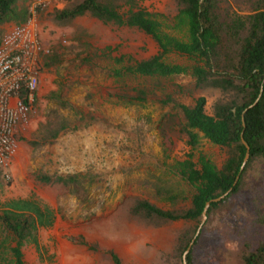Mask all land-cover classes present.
Wrapping results in <instances>:
<instances>
[{
  "label": "rangeland",
  "instance_id": "rangeland-1",
  "mask_svg": "<svg viewBox=\"0 0 264 264\" xmlns=\"http://www.w3.org/2000/svg\"><path fill=\"white\" fill-rule=\"evenodd\" d=\"M263 1L221 0L220 6L229 14H248ZM31 2L19 0L18 7L29 14ZM135 2L163 16L167 25L176 13L174 0ZM65 5L66 0L52 1L37 13L42 44L54 63L42 66L36 105L18 137L9 183L0 170V208L12 199H30L53 215L52 225L38 231V247H23L24 263L114 264L115 255L122 264H184L181 242H195L193 232L199 229L191 264H242L244 245L264 237L257 216L264 208L261 159L249 164L238 193L204 221L161 223L130 212L136 200L167 211L190 207L193 188L174 171L191 152L176 105L191 106L203 96L210 114L219 93L178 92L177 86L193 84L187 75L116 78V72L156 55V44L135 29L105 25L88 15L56 25L52 14ZM126 11L121 5V14ZM165 61L191 64L175 54ZM135 89L145 91L143 101L120 99L135 98ZM193 154L195 161L204 155L217 168L227 157L204 139ZM43 176L74 180L45 183L39 180Z\"/></svg>",
  "mask_w": 264,
  "mask_h": 264
},
{
  "label": "trees",
  "instance_id": "trees-1",
  "mask_svg": "<svg viewBox=\"0 0 264 264\" xmlns=\"http://www.w3.org/2000/svg\"><path fill=\"white\" fill-rule=\"evenodd\" d=\"M18 2L0 0V40L7 25L20 24L28 16L26 8L18 7ZM174 4L176 13L168 25L161 22L163 16L140 9L135 0H66V5L52 14V21L59 26H67L76 18L88 15L105 25L135 29L151 38L158 48L157 54L116 72V78L168 79L187 75L193 84L189 88L177 86L178 92L219 93L210 114L206 112L207 102L203 96L196 98L191 106L176 105L183 119L181 131L187 137L191 152L186 159L175 163L174 171L193 188L190 207L167 211L136 200L130 211L140 219L161 223L199 221L207 202L231 190L222 201L210 204L205 213L209 217L238 193L249 164L254 159L264 162V1L258 2L248 14H229L221 8V0H174ZM121 5L127 7L125 14L120 12ZM165 29L180 32L183 38L168 34ZM170 54L183 57L191 64H169L165 58ZM52 58L46 56L43 64L50 66L54 63ZM135 92V98L120 99L130 104L143 101L145 91L135 89ZM250 106L252 108L243 114ZM202 139L226 151L221 168L204 155H199L195 161L193 151ZM242 140L248 148L249 159L240 171L247 152ZM39 180L66 183L74 179L43 176ZM257 216L264 236V208ZM52 223V212L41 209L33 200L12 199L4 203L0 208V264H25L23 247L30 244L38 247L39 229ZM197 236L195 244L200 238ZM189 240H182L181 253L191 244ZM191 257L190 247L186 264H191ZM111 259L114 264H122L115 255H111ZM240 261L264 264V237L255 245L246 243Z\"/></svg>",
  "mask_w": 264,
  "mask_h": 264
},
{
  "label": "built area",
  "instance_id": "built-area-1",
  "mask_svg": "<svg viewBox=\"0 0 264 264\" xmlns=\"http://www.w3.org/2000/svg\"><path fill=\"white\" fill-rule=\"evenodd\" d=\"M52 1L32 0L26 20L9 27L0 40V170L7 183L18 137L29 126L36 105L43 59L50 53L41 41L37 13Z\"/></svg>",
  "mask_w": 264,
  "mask_h": 264
},
{
  "label": "water",
  "instance_id": "water-1",
  "mask_svg": "<svg viewBox=\"0 0 264 264\" xmlns=\"http://www.w3.org/2000/svg\"><path fill=\"white\" fill-rule=\"evenodd\" d=\"M261 92H262V89H261ZM257 101H258V100H257ZM257 101L254 103V105L257 103ZM254 105H253V106H254ZM250 108H252V106H250V107H248L247 109H245V111L243 112V114H244L248 109H250ZM242 143L245 145V147H246V149H247V152H246V155H245V158H244V161H243V164H242V167H241L240 171H242V169L244 168V166H245V164H246V162H247V160H248V158H249L248 148H247V146H246V144H245V142H244L243 140H242ZM238 178H239V176L236 178L234 185L237 183ZM230 191H231V190L227 191L225 194L221 195L220 197L215 198V199H213V200H211V201H209V202L206 203L205 210H204V212H203V214H202L203 221L206 219V214H205V213H206V210L208 209V207L210 206V204H211V203H218V202L222 201L224 198H226V197L228 196V194L230 193ZM198 233H199V229H198V231L196 232L195 237L198 235ZM193 242H194V239L192 240L191 244H192ZM191 244L189 245V247L187 248V250L185 251V253H184V255H183L184 264H186V262H185V257H186V255L189 253V251H190Z\"/></svg>",
  "mask_w": 264,
  "mask_h": 264
},
{
  "label": "crops",
  "instance_id": "crops-1",
  "mask_svg": "<svg viewBox=\"0 0 264 264\" xmlns=\"http://www.w3.org/2000/svg\"><path fill=\"white\" fill-rule=\"evenodd\" d=\"M9 27L8 26H6V29H8Z\"/></svg>",
  "mask_w": 264,
  "mask_h": 264
}]
</instances>
